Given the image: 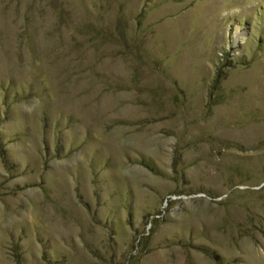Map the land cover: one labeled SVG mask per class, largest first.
Returning <instances> with one entry per match:
<instances>
[{
  "label": "rangeland",
  "instance_id": "374dc122",
  "mask_svg": "<svg viewBox=\"0 0 264 264\" xmlns=\"http://www.w3.org/2000/svg\"><path fill=\"white\" fill-rule=\"evenodd\" d=\"M0 264H264V0H0Z\"/></svg>",
  "mask_w": 264,
  "mask_h": 264
}]
</instances>
